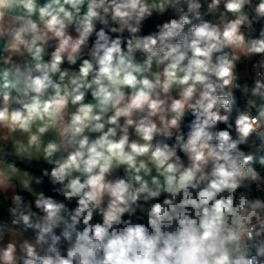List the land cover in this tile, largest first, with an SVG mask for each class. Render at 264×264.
Instances as JSON below:
<instances>
[{
    "label": "clouds",
    "instance_id": "9594fccd",
    "mask_svg": "<svg viewBox=\"0 0 264 264\" xmlns=\"http://www.w3.org/2000/svg\"><path fill=\"white\" fill-rule=\"evenodd\" d=\"M0 264H264V0H0Z\"/></svg>",
    "mask_w": 264,
    "mask_h": 264
}]
</instances>
